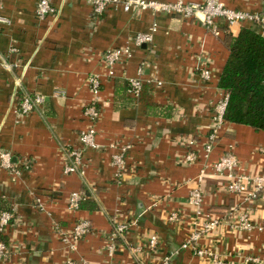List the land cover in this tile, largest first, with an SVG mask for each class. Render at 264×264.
<instances>
[{"label": "crops", "instance_id": "0c3cea01", "mask_svg": "<svg viewBox=\"0 0 264 264\" xmlns=\"http://www.w3.org/2000/svg\"><path fill=\"white\" fill-rule=\"evenodd\" d=\"M52 1L56 13L38 20L35 0H0V17L6 19L0 23V149L11 151L21 170L14 174L0 166V204L15 208L4 264H65L68 258L84 264H145L175 250L172 264H211L207 254L179 250L193 223L204 219L194 217L188 196L200 187L205 210L219 216L240 198L228 192L226 176L207 169L201 177L203 157L193 164L185 161L182 138L204 139L213 122V105L223 92L219 80L229 58L225 34L236 36L246 27L264 36V26L220 20V34L215 35L200 20L177 14L126 11L119 5L97 14L90 0ZM223 1L231 8L264 13V0ZM154 25L153 42L135 46L133 37ZM125 45L133 47L132 57L109 76L103 53ZM203 56L209 58L210 80L200 74ZM141 67L145 84L137 100L128 93V81L139 76ZM93 73L101 76L98 94L88 80ZM26 93L40 94L44 102L21 115L18 104ZM93 100L101 109L96 138L101 147L85 151L83 174H65L68 152L80 146L79 133L88 125L84 108ZM111 142L130 145L123 183L113 179ZM230 146L247 174L264 172V154L259 152L264 131L226 122L211 160ZM25 161L30 168L23 167ZM84 190L96 208L70 209L71 193ZM246 205L254 227L235 231L224 220L217 234L200 239L206 252L232 264H242L248 255L264 264V196ZM175 211L180 220L171 222L168 217ZM123 218L132 223L130 230L110 255L106 238ZM80 219L91 221L92 233L72 252L54 224L66 229ZM152 234L159 237L155 255L146 244ZM139 245L142 257L136 261L130 248Z\"/></svg>", "mask_w": 264, "mask_h": 264}, {"label": "built area", "instance_id": "2783aa9c", "mask_svg": "<svg viewBox=\"0 0 264 264\" xmlns=\"http://www.w3.org/2000/svg\"><path fill=\"white\" fill-rule=\"evenodd\" d=\"M93 6V12L103 14L112 6H122L126 11L135 9H149L155 13L166 12L170 14L180 15L184 19L200 20L203 25L212 31L215 35L220 34L219 21L223 20L227 24L240 23L244 21H252L260 23L264 26V13H251L248 11L235 9L227 6L223 0H204L201 3L188 0H90ZM56 13V7L52 0H35V15L38 20H44ZM6 19L0 17V23ZM156 26H152L149 31L137 33L132 42L135 46L148 45L154 40V32ZM133 47L130 45L114 47L106 50L102 55V63L108 69L109 76H114V68L117 64L124 63L133 55ZM209 58L203 56L199 58V67L201 69V77L205 80H210L212 71L209 67ZM143 67L139 68V76L130 78L128 81V93L137 100L140 99L145 80L142 77ZM89 84L92 91L99 93L101 87V76L98 73H93L89 76ZM157 84H162L159 80H154ZM228 93L224 90L213 105L212 124L208 128V132L204 139L195 136H185L182 138V143L187 148L184 156L187 163H196L204 158L205 164L201 171V177L206 174L207 169L213 170L214 173L228 178L227 190L229 193L236 195L238 202L229 206L222 216L212 214L204 208V192L198 187L191 190L187 203L192 208L195 218H204L201 224L195 225L194 229L189 233L185 242L179 248L191 249L198 256L208 255L211 264H232L230 261L222 259L218 253L206 252L205 248L200 246V239L204 235H213L219 232L223 225V221L227 220L233 225L235 231L250 230L254 227V222L251 219L247 203L255 198L264 196V172L259 175H249L244 170L239 158L233 151L232 147L227 148L220 156L212 161V153L215 150L218 141L221 138V132L226 124L224 114L228 104ZM44 102V97L40 94L26 93L22 96L18 104V112L21 115L29 114L35 111ZM84 116L88 121L86 128L79 133L80 146L72 147L68 152V160L66 161L63 171L65 174L79 173L83 174L85 170L84 153L87 149H99L101 145L97 142L98 128L97 124L101 117V109L97 102L93 100L84 108ZM114 148L115 152L112 155V165L114 168L113 179L117 183H123L128 167V151L129 144H120L111 142L109 144ZM259 152L264 154V146L259 148ZM0 166L11 170L14 174H19L20 169L16 167L13 160V154L9 150L0 149ZM211 160V163H209ZM25 169L30 168V164L25 161L23 164ZM201 178V179H202ZM86 197L85 192H72L68 199L69 208L78 210L80 202ZM39 206L42 204L39 200ZM14 207L10 210L0 213V264H4L9 253L8 243L3 239L8 237L9 230L12 229L13 219L15 217ZM168 219L171 222H178L180 216L178 212H172ZM131 222L125 218L117 221L113 230L107 239L106 249L110 255L115 253L121 244V239L125 240L127 232L130 230ZM55 232L60 235L63 243L67 244L68 249L75 252L78 249L80 241L88 234L92 233V224L88 219L77 220L71 228H64L60 224H54ZM3 237V238H1ZM149 251L154 255L159 248V237L157 234H152L146 243ZM133 251L135 260L138 261L142 257V247L133 246L130 248ZM159 252V251H158ZM178 253V250L165 254L163 256H154L153 260L145 264H172L173 256ZM255 263L260 264V258L256 256H245L242 264ZM65 264H84L81 260L68 258Z\"/></svg>", "mask_w": 264, "mask_h": 264}, {"label": "trees", "instance_id": "16d2710c", "mask_svg": "<svg viewBox=\"0 0 264 264\" xmlns=\"http://www.w3.org/2000/svg\"><path fill=\"white\" fill-rule=\"evenodd\" d=\"M225 44L229 58L219 80V87L229 96L225 121L264 131V36L243 27L236 36L226 33ZM84 192L80 208L95 209ZM10 209V205L0 204V213ZM3 239L8 243L7 237Z\"/></svg>", "mask_w": 264, "mask_h": 264}]
</instances>
